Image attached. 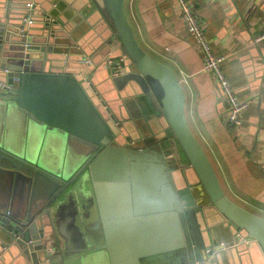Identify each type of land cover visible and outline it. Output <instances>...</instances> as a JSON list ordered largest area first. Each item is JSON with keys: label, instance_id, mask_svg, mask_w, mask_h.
Masks as SVG:
<instances>
[{"label": "water", "instance_id": "water-1", "mask_svg": "<svg viewBox=\"0 0 264 264\" xmlns=\"http://www.w3.org/2000/svg\"><path fill=\"white\" fill-rule=\"evenodd\" d=\"M42 2L0 0V101L92 149L76 164L53 170L0 138V246L10 244L22 264H83L84 254L92 252L91 240L96 244L100 239L111 264H167L163 260L170 253H183V264H213L222 239L228 246L244 236L264 254V216L226 193L189 125L177 73L141 46L126 0L96 2L111 20L115 46L127 66L120 75L106 69L108 87L115 92L130 85L133 94L142 96L150 123L159 121L155 136L141 142L142 148L96 83L92 70L101 59L85 62L90 57L76 47L70 27L60 23L52 7L39 6ZM15 77L17 85L9 87ZM23 175L28 177L27 201L14 207L1 184L6 176ZM157 175L163 195L156 203L139 205V189L156 191L150 181ZM86 192L99 214L93 225L84 217V205H92ZM99 227L95 240L92 229ZM82 235L89 237L79 241ZM155 258L158 262H152Z\"/></svg>", "mask_w": 264, "mask_h": 264}, {"label": "crops", "instance_id": "crops-1", "mask_svg": "<svg viewBox=\"0 0 264 264\" xmlns=\"http://www.w3.org/2000/svg\"><path fill=\"white\" fill-rule=\"evenodd\" d=\"M193 1L215 53L225 57L222 66L237 97L250 102L237 127L227 121L228 100L218 80L211 72L203 70L204 56L182 20L179 1L126 0V12L141 46L177 73L186 94L185 113L189 125L209 155L226 193L264 216V37L258 39L264 34V0ZM39 6L56 10L60 23L70 27L69 35L76 40V47L90 58L101 59L92 70L96 83L109 104L122 116L133 142L142 148L141 142L155 136L159 121L150 123L142 96L133 94L130 85L115 92L107 85L109 73L105 58L110 54L123 57L120 48L115 46L117 36L107 13L96 0H43ZM38 22L44 23L43 20ZM7 105L0 106V134L28 149L30 154L24 155L34 162L53 170L64 167L67 151L78 149L80 142L70 140L63 132L31 122L24 111ZM9 120L20 124L25 121L27 128L25 131L20 127L7 130ZM137 120L139 126L133 123ZM35 150L39 152L36 154ZM138 160L144 164L145 159ZM159 176L150 181L151 187L156 185V191L150 187L139 189L136 198L139 205L143 201L156 203L158 196L161 197L163 192L159 185L164 184ZM2 182L11 205L23 206L29 188L27 175L11 179L6 176ZM140 184L144 185L143 180ZM179 184L183 186L184 180L180 178ZM162 229L160 223L156 239ZM226 243L224 239L219 242L223 248L213 264H264L263 251L255 240L242 236L234 245L226 246ZM11 247L10 244L0 246V264H22ZM170 254V258L163 261L183 264V253ZM107 259L111 264L109 256ZM155 259L152 262H158Z\"/></svg>", "mask_w": 264, "mask_h": 264}, {"label": "built area", "instance_id": "built-area-1", "mask_svg": "<svg viewBox=\"0 0 264 264\" xmlns=\"http://www.w3.org/2000/svg\"><path fill=\"white\" fill-rule=\"evenodd\" d=\"M178 1L180 3L182 20L184 21L188 32L194 37L197 47L204 56L203 70L211 72L218 80L220 87L224 91L228 100L229 108L227 121L232 126L237 127L241 125L244 112L248 108L250 102L240 100L237 97L222 66L225 57L215 53L206 34L204 23L197 13L195 2L193 0ZM263 37L264 34L260 35L258 39ZM85 62L93 63V60L88 58ZM104 65L110 70L112 75H120L125 73L127 70L124 56L117 57L110 54L105 58ZM17 83L18 77H15L14 83L10 84L9 87L16 86ZM1 86H5L4 83H2ZM221 245H224V242H222Z\"/></svg>", "mask_w": 264, "mask_h": 264}, {"label": "rangeland", "instance_id": "rangeland-1", "mask_svg": "<svg viewBox=\"0 0 264 264\" xmlns=\"http://www.w3.org/2000/svg\"><path fill=\"white\" fill-rule=\"evenodd\" d=\"M7 103L8 102H1L0 101V106H7L8 107ZM8 109L9 108H7V110ZM17 127H20L22 129V131H25V129L27 128L25 121L20 124V123L16 122L15 120H9V122L7 124V130H11V128L15 129ZM0 138H2L4 140L5 139L8 140V137L4 138L1 134H0ZM13 147L18 149L23 154H26V153L30 154L29 150L24 148V146H13ZM76 147H78V149H76V150L69 149L67 151V159L64 162L63 166H70L72 164H76L77 161H79L81 158L85 157L87 155V153H89V151L92 149L88 143H82V142H80V145L76 146ZM38 152H39V150H35L36 154ZM59 163H60V165H62L63 162L61 163V160H60ZM51 168H53V167H51ZM86 194H87L89 200L92 202V205H90L89 203L87 205H88L89 209H92V212H95L97 210L96 204L93 201V199L90 197V195H89L90 192H86ZM87 237H89V235L88 236L82 235V237L79 238L78 240L79 241H86ZM99 243L100 244H95L93 242V240H91V245H92L91 251L92 252L90 254L89 253L84 254V256H83V263L84 264H109L108 259H107V257H108L107 252L105 251V249L102 248V243L101 242H99ZM81 245H83V242L79 246H81ZM93 259L95 260V262H93Z\"/></svg>", "mask_w": 264, "mask_h": 264}, {"label": "flooded vegetation", "instance_id": "flooded-vegetation-1", "mask_svg": "<svg viewBox=\"0 0 264 264\" xmlns=\"http://www.w3.org/2000/svg\"><path fill=\"white\" fill-rule=\"evenodd\" d=\"M85 208H84V217H85V219L87 220V222H88V224L90 225V224H94L95 222H97L98 220H99V214H97L96 212H92L90 209H89V207H88V205H85L84 206ZM101 227H99L98 229H92V233H93V238L96 240V236L98 235V234H100L101 235V230L102 229H100ZM101 240V239H100ZM100 240H98V242L96 243V244H100L99 243V241ZM102 241V240H101ZM150 258L151 259H153V257H148L146 260L147 261H149L150 260Z\"/></svg>", "mask_w": 264, "mask_h": 264}]
</instances>
